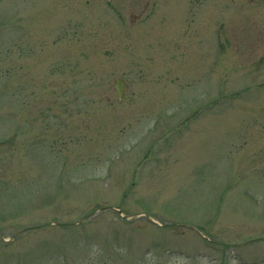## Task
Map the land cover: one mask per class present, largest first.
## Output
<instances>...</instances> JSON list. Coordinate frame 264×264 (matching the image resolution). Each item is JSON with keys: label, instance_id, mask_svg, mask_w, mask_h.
Returning a JSON list of instances; mask_svg holds the SVG:
<instances>
[{"label": "rangeland", "instance_id": "obj_1", "mask_svg": "<svg viewBox=\"0 0 264 264\" xmlns=\"http://www.w3.org/2000/svg\"><path fill=\"white\" fill-rule=\"evenodd\" d=\"M0 264H264V0H0Z\"/></svg>", "mask_w": 264, "mask_h": 264}, {"label": "water", "instance_id": "obj_2", "mask_svg": "<svg viewBox=\"0 0 264 264\" xmlns=\"http://www.w3.org/2000/svg\"><path fill=\"white\" fill-rule=\"evenodd\" d=\"M114 85L119 97H122L123 92L126 88L124 81L122 79H116Z\"/></svg>", "mask_w": 264, "mask_h": 264}]
</instances>
